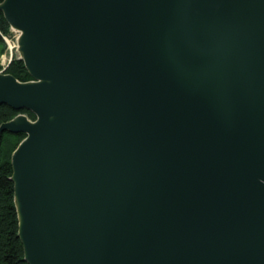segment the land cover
Returning <instances> with one entry per match:
<instances>
[{"label":"water","instance_id":"95a60500","mask_svg":"<svg viewBox=\"0 0 264 264\" xmlns=\"http://www.w3.org/2000/svg\"><path fill=\"white\" fill-rule=\"evenodd\" d=\"M27 264H264V0H3Z\"/></svg>","mask_w":264,"mask_h":264},{"label":"trees","instance_id":"16d2710c","mask_svg":"<svg viewBox=\"0 0 264 264\" xmlns=\"http://www.w3.org/2000/svg\"><path fill=\"white\" fill-rule=\"evenodd\" d=\"M2 1L0 0V4ZM3 37L10 39L12 33L0 12V56L7 52ZM5 74H9L21 83L31 81L23 62L15 57L5 69ZM19 114L25 115L30 121L35 120L34 115L26 110L14 111L8 106L0 105V125L11 121ZM24 137V134L7 132L2 133L0 137V264H27L18 237L14 184L11 181V155Z\"/></svg>","mask_w":264,"mask_h":264},{"label":"rangeland","instance_id":"374dc122","mask_svg":"<svg viewBox=\"0 0 264 264\" xmlns=\"http://www.w3.org/2000/svg\"><path fill=\"white\" fill-rule=\"evenodd\" d=\"M11 33H12V37L8 40V43H9V46L11 47V50H8L6 53H5V56H4V60L5 61H8L9 60V57L11 55V61L13 59V57L15 58H19L20 56V53L18 52V48H17V38H18V33L17 32H14L11 30ZM9 49V47H8ZM4 55V54H3ZM2 55V56H3ZM0 61L2 62L1 60V56H0ZM25 116V115H24ZM26 117V116H25ZM27 118V117H26ZM28 119V118H27Z\"/></svg>","mask_w":264,"mask_h":264},{"label":"built area","instance_id":"2783aa9c","mask_svg":"<svg viewBox=\"0 0 264 264\" xmlns=\"http://www.w3.org/2000/svg\"><path fill=\"white\" fill-rule=\"evenodd\" d=\"M3 40L5 41V43H6V46H7V51L8 50H11V47L9 46V43H8V38H6V37H3ZM8 47H9V49H8ZM4 56H5V54L2 56L1 55V60H2V62L0 61V67H1V70H0V73H2V71L4 70V69H6L7 68V66L10 64V62H11V55H10V57H9V60L8 61H5L4 60Z\"/></svg>","mask_w":264,"mask_h":264},{"label":"bare ground","instance_id":"6f19581e","mask_svg":"<svg viewBox=\"0 0 264 264\" xmlns=\"http://www.w3.org/2000/svg\"><path fill=\"white\" fill-rule=\"evenodd\" d=\"M18 35H19V34H18ZM18 40H19V36H18V38H17V42H18ZM17 48H19L18 43H17Z\"/></svg>","mask_w":264,"mask_h":264}]
</instances>
